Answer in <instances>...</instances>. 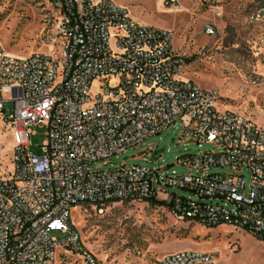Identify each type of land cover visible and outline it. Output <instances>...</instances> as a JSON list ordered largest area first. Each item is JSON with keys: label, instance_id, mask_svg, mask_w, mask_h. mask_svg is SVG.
I'll return each mask as SVG.
<instances>
[{"label": "built area", "instance_id": "1", "mask_svg": "<svg viewBox=\"0 0 264 264\" xmlns=\"http://www.w3.org/2000/svg\"><path fill=\"white\" fill-rule=\"evenodd\" d=\"M164 5L181 9L176 0ZM45 6L41 42L50 52L18 57L0 47V136L9 133L12 151L8 165L0 164V264H101L74 229L70 210L135 202H163L178 222L229 226L264 244V127L219 109L215 91L184 81L185 60L171 33L134 21L112 0H45ZM248 21L260 29L264 70V8ZM202 29L208 37L216 33L210 24ZM177 123L189 141L218 148L177 160L196 174L92 168ZM31 127L45 129L39 156L29 152ZM218 168L233 173L206 174ZM155 264L214 260L185 250Z\"/></svg>", "mask_w": 264, "mask_h": 264}, {"label": "rangeland", "instance_id": "2", "mask_svg": "<svg viewBox=\"0 0 264 264\" xmlns=\"http://www.w3.org/2000/svg\"><path fill=\"white\" fill-rule=\"evenodd\" d=\"M112 1L123 7L134 21L171 33L174 49L185 60L181 73L184 81L215 91L219 96V109L264 127V70L256 43L260 29L248 21L251 12L264 8V0H217L212 6L198 0H176L181 8L178 12L165 8V0ZM45 8V0H0V47L18 57L50 52L41 42ZM205 24L212 25L214 36L203 34ZM252 76L259 78L256 86L249 83ZM96 89L97 85H93L92 92ZM2 127L0 124V130ZM30 132L29 152L39 156L45 129L31 127ZM211 152H218V148L189 141L177 123L145 139L139 147L98 161L92 168L102 171L122 165L160 168V177L196 174L194 169L178 165L177 160ZM11 153L10 135L4 131L0 136L2 166L8 165L6 159ZM232 173L221 168L206 172ZM242 175L247 190L249 175L245 172ZM166 191L183 195L178 191ZM70 218L86 248L97 257L103 256L116 263L127 250L136 257L148 258L151 264L167 254L196 250L211 256L214 264H264V244L247 233L225 225L208 229L178 222L158 203L135 202L106 207L100 212L74 207L70 210ZM56 237L63 236L56 234Z\"/></svg>", "mask_w": 264, "mask_h": 264}, {"label": "crops", "instance_id": "3", "mask_svg": "<svg viewBox=\"0 0 264 264\" xmlns=\"http://www.w3.org/2000/svg\"><path fill=\"white\" fill-rule=\"evenodd\" d=\"M180 251H185V250H180ZM189 251H193V250H189ZM98 259L100 260L101 264H151L148 258L136 257V256L132 255L128 250L123 252V254L118 258L117 263L115 261H108L103 256L102 257L98 256ZM157 260H159V259H157ZM157 260L153 264H155L157 262Z\"/></svg>", "mask_w": 264, "mask_h": 264}, {"label": "trees", "instance_id": "4", "mask_svg": "<svg viewBox=\"0 0 264 264\" xmlns=\"http://www.w3.org/2000/svg\"><path fill=\"white\" fill-rule=\"evenodd\" d=\"M154 202H155V201H154ZM155 203H158V204H161V205L163 204V202H158V201H156Z\"/></svg>", "mask_w": 264, "mask_h": 264}, {"label": "water", "instance_id": "5", "mask_svg": "<svg viewBox=\"0 0 264 264\" xmlns=\"http://www.w3.org/2000/svg\"><path fill=\"white\" fill-rule=\"evenodd\" d=\"M5 112H7V109L5 108V110H4ZM167 168H170V166H168Z\"/></svg>", "mask_w": 264, "mask_h": 264}]
</instances>
